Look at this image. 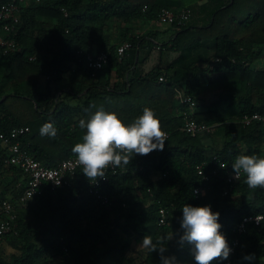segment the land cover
I'll use <instances>...</instances> for the list:
<instances>
[{
    "label": "trees",
    "instance_id": "16d2710c",
    "mask_svg": "<svg viewBox=\"0 0 264 264\" xmlns=\"http://www.w3.org/2000/svg\"><path fill=\"white\" fill-rule=\"evenodd\" d=\"M13 1L20 22L16 50H0V135L29 127L23 143L46 167L114 136H168L110 173L107 203L90 193L87 169L73 186L47 188L18 207L17 233L0 238V264H264V220L229 254L239 222L264 215V174L252 181L243 174L225 193L231 171L264 161V120L243 122L246 114L264 117V68L256 66L264 0H0V7ZM163 8H187L190 19L136 31ZM124 42L132 48L120 59ZM93 51L110 53L97 72L87 62ZM185 96L213 133L183 130ZM7 158L0 139V205L16 202L30 178ZM198 166L211 173L208 182Z\"/></svg>",
    "mask_w": 264,
    "mask_h": 264
},
{
    "label": "built area",
    "instance_id": "2783aa9c",
    "mask_svg": "<svg viewBox=\"0 0 264 264\" xmlns=\"http://www.w3.org/2000/svg\"><path fill=\"white\" fill-rule=\"evenodd\" d=\"M26 2L27 0H21ZM147 8V7H145ZM191 13L187 8H182L178 11L163 8L157 18V22L162 25H185L190 19ZM20 22V5L13 1L4 4L0 7V50L6 54L15 51L16 43V27ZM132 48L130 42H124L117 49V54L120 59H123L127 52ZM110 53L107 51L90 52L87 54V62L89 68L94 72L101 70L109 61ZM95 75V73L93 74ZM164 78L161 77L160 81ZM183 103L189 107V112L184 113L183 130L188 134L195 136L203 133H213L214 127L196 121L193 116V110L196 102L190 97H182ZM255 120H264V117L258 113L246 114L243 117V122L248 125ZM31 129L21 126L13 128L7 134H1L0 139L6 145L8 150L7 163L20 167L29 175L28 186L24 193L16 202L4 201L0 205V238L6 234L17 233V208L24 207L29 201L37 196H41L47 188L52 190L57 188L73 186L77 175L82 170L91 169L94 176L90 180L89 191L95 195L102 203H107L109 198L103 193V184L110 178V173H117L126 156L138 149H144L153 143L161 141L167 137V133L153 134L147 136H136L125 138L122 136L112 137L108 143L101 149H94L79 154L74 158L67 159L61 162L56 167H46L28 150L24 145L23 138ZM121 154V157L115 154ZM224 166V164H222ZM198 174L202 176L205 182H208L211 173L206 172L202 166L197 167ZM247 174L250 181L256 176L264 174V161L259 164L254 161L244 163L240 169L231 171L227 178L228 188L227 193L243 176ZM196 196L205 192L202 186L195 187L193 190ZM159 225L167 223L168 208L163 207L159 211ZM264 220V215H249L245 216L237 226L238 236L234 239L229 247V254L236 253L240 246V236L244 235L250 224L259 226ZM224 264H232L230 259Z\"/></svg>",
    "mask_w": 264,
    "mask_h": 264
},
{
    "label": "crops",
    "instance_id": "0c3cea01",
    "mask_svg": "<svg viewBox=\"0 0 264 264\" xmlns=\"http://www.w3.org/2000/svg\"><path fill=\"white\" fill-rule=\"evenodd\" d=\"M135 27L137 28V30H136L137 32H146V31H150V30H152L154 28H159L160 30H163V31L164 30H167L168 31V27H165L164 25L158 23L157 21L155 23H153V24H135ZM169 30L170 31L167 34H164V33L160 34V37L159 38L161 40L162 39H166L168 37V35L172 32L171 29H169ZM208 141H211V140H208ZM208 143H210V142H208Z\"/></svg>",
    "mask_w": 264,
    "mask_h": 264
},
{
    "label": "rangeland",
    "instance_id": "374dc122",
    "mask_svg": "<svg viewBox=\"0 0 264 264\" xmlns=\"http://www.w3.org/2000/svg\"><path fill=\"white\" fill-rule=\"evenodd\" d=\"M256 66L257 67H260V68H264V58L263 59H261L257 64H256ZM218 141V140H217ZM218 143H220V140H219V142ZM134 248L135 249H137V250H141V251H143V249L145 248V244L144 243H140V244H135L134 243ZM136 250V251H137Z\"/></svg>",
    "mask_w": 264,
    "mask_h": 264
}]
</instances>
